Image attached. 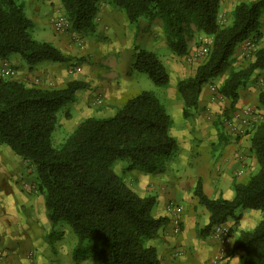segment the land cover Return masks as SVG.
<instances>
[{
  "label": "trees",
  "instance_id": "16d2710c",
  "mask_svg": "<svg viewBox=\"0 0 264 264\" xmlns=\"http://www.w3.org/2000/svg\"><path fill=\"white\" fill-rule=\"evenodd\" d=\"M58 1L75 33L94 31L103 0ZM105 1L120 9L130 23L160 20L168 46L177 55L187 52L192 29L212 38L206 57L193 73L175 83L184 119L197 109L202 87L221 76L216 90L229 100L225 114L231 113L240 91L255 71L264 69V42L245 66L231 67L238 44L250 36L262 37L259 18L264 0L238 1L224 26L218 23L222 0ZM31 26L19 0H0V60L18 54L29 68L45 61L70 60L52 43L34 39ZM133 54L129 72L147 74L156 86L168 82L165 66L155 53L137 45ZM86 86L84 81L70 80L60 88H42L0 78V144L32 167L50 226L63 223L71 227L77 239L74 260L78 246L88 242V255L99 264H159L157 250L149 241L169 219L153 215L154 196L136 193L113 170V164L126 160L128 169L160 172L164 162L177 153V142L170 133L171 117L153 92L143 90L111 115L83 118L54 147L52 132L59 111ZM258 101L264 106V89ZM250 149L258 169L245 183L233 184L232 198L206 196L200 181L192 192L209 213L206 224L198 229L202 237L216 225L239 219L238 209L259 211L257 224L238 233L233 249L242 253L243 264H264V119L251 132Z\"/></svg>",
  "mask_w": 264,
  "mask_h": 264
},
{
  "label": "rangeland",
  "instance_id": "374dc122",
  "mask_svg": "<svg viewBox=\"0 0 264 264\" xmlns=\"http://www.w3.org/2000/svg\"><path fill=\"white\" fill-rule=\"evenodd\" d=\"M19 1L23 5L25 15L32 22V26L29 28L30 35L36 40L52 43L70 60L57 63L45 61L29 68L20 55L14 54V62L17 64V66H13L15 73L12 75L0 73V78H13L25 85L42 88H60L70 80H80L87 84L85 88L76 91L73 102L59 111L57 124L52 132L54 147H59L74 126L83 118L111 115L128 98L143 90L153 92L163 104L172 121L170 133L180 144L179 146L183 144L182 138L180 139L178 136L182 137L181 135L185 133V126L183 125L185 120L181 116L182 102L175 83L179 78L188 76L186 73H193L197 64L206 57L212 42L210 36L199 34L192 29L191 36L187 39V52L177 55L168 46L160 20V22L158 20L146 22L141 19L138 23H130L120 9L105 0L99 5L94 31L84 35L75 33L70 28L58 0ZM238 1L240 0L221 1L218 17L220 25L224 26L230 22L232 8ZM151 27L152 30L154 29L152 35L151 30L149 31ZM137 45L140 48L148 47L147 50L155 53L156 57L164 64L168 73L166 84L156 86L147 74L129 72ZM259 46L258 41L253 36L241 42L233 55L231 67L245 66L251 59L254 50ZM261 74L259 76L264 79V72ZM113 82L115 83L113 84ZM222 99L225 100V98ZM228 107L221 106L219 108L220 112L215 117V123L217 124V131H222L224 128L230 134L224 126L225 121L230 116V113L225 114ZM205 118L210 119L208 121L212 120L207 115ZM0 145V147H4V145ZM178 161L177 157H173L164 162L160 172L146 173L140 169H128L126 160H118L113 164V170L123 178L131 189L135 190L139 180L142 181V176L155 178L163 173L164 175H171L179 165ZM26 164L27 175L20 180L19 184L20 191L23 193H18V195L11 191L8 185L11 184L10 182L3 184L0 188L2 198H9L13 203H17L22 200L25 194H33V197L38 199L39 195L42 196L37 187L35 173L28 162ZM14 184L17 183L14 182ZM22 209H25V203ZM181 213L182 208L176 215L174 213L168 214L172 223V230L175 233L179 232L181 228ZM237 213L239 219L241 216H245V214L239 213V209ZM254 214L249 229H252L260 218L259 211L254 212ZM239 219H229L228 223H231L229 226L224 223L228 229V235L234 232V223ZM46 234V242L38 247L35 253H32V260L29 264H38L41 258H43L44 264H99L91 258V255H88L91 248V244L88 242L84 243L86 245L78 246L77 259L72 258V251L77 239L68 225L59 223L55 227L49 226ZM180 251L181 249L175 253L179 254ZM10 252V250H0V264H16V259L13 256L8 257ZM32 252L34 251L32 250ZM178 254L174 256L178 257L182 252ZM84 255H88V257L85 258Z\"/></svg>",
  "mask_w": 264,
  "mask_h": 264
},
{
  "label": "crops",
  "instance_id": "0c3cea01",
  "mask_svg": "<svg viewBox=\"0 0 264 264\" xmlns=\"http://www.w3.org/2000/svg\"><path fill=\"white\" fill-rule=\"evenodd\" d=\"M259 19L262 37L257 41L258 45H262L264 10ZM150 30L152 35L154 29L152 30L151 27ZM145 48L148 47L145 46ZM13 56L14 54H11L7 59L0 60V64L6 62L17 66ZM262 72L264 69L255 71L247 86L240 91L235 104V109L246 106L255 107L260 112L261 120L264 119V106L259 103L258 96L264 89V79L259 76ZM191 74L186 73L188 76ZM223 78L213 80L202 87L193 117L184 119L185 133H181L182 137L178 136L182 138L183 144L179 146L180 144L177 143V153L174 156L179 160L176 169L171 175L163 173L155 178L142 176V181L139 180L134 190L141 196L154 195L156 203L153 207V215L166 216L169 219L168 223L159 230L157 237L149 241L157 250L159 264H212V258L219 249V242L212 232L205 237L198 235V229L206 224L209 213L198 203V199L192 192L193 188L200 181L206 196L215 198L221 195L230 199L234 195L233 184L245 183L258 169L255 155L250 149V131L241 136H234L227 133L224 128L223 134L222 131L216 130L215 117L220 112L219 108L229 106V100L226 98L223 100L224 97L220 96L216 90ZM220 100L223 101L219 102ZM206 115L212 120L208 121L210 119H206ZM0 148V188L3 184L11 182L8 184L11 191L16 194L23 193L20 191L19 184L20 180L27 175L26 161L13 153L6 145ZM33 196V194H25L17 203L0 196V212L2 213L0 215V250H10L8 257L13 256L16 264H29L32 253L46 242V233L50 224L43 197L39 195L38 199ZM169 201L182 206L181 228L176 233L172 230V223L168 216L171 213L166 210ZM24 203L25 211L22 209ZM254 212L256 210H239V213L245 216H241L234 223V232L229 234V256L224 264H243L242 253L233 249V243L240 231L249 230L248 227L251 226L255 216ZM228 222L225 224L229 226L231 223ZM180 249L182 254L177 253L179 256L175 257L174 255H177L175 252Z\"/></svg>",
  "mask_w": 264,
  "mask_h": 264
},
{
  "label": "built area",
  "instance_id": "2783aa9c",
  "mask_svg": "<svg viewBox=\"0 0 264 264\" xmlns=\"http://www.w3.org/2000/svg\"><path fill=\"white\" fill-rule=\"evenodd\" d=\"M0 73L2 75H12L15 73L14 67L6 62L0 64ZM261 121L260 112L252 106L241 107L231 112L229 118L225 121L224 126L228 132L234 136H241L249 131H253ZM181 205L168 202L166 210L175 215L181 211ZM223 225V226H222ZM216 225L212 230V235L219 242V249L212 258V264H224L228 261L229 243L228 229L224 224ZM178 231V230H176Z\"/></svg>",
  "mask_w": 264,
  "mask_h": 264
},
{
  "label": "clouds",
  "instance_id": "9594fccd",
  "mask_svg": "<svg viewBox=\"0 0 264 264\" xmlns=\"http://www.w3.org/2000/svg\"><path fill=\"white\" fill-rule=\"evenodd\" d=\"M38 264H44L43 258L39 260Z\"/></svg>",
  "mask_w": 264,
  "mask_h": 264
}]
</instances>
